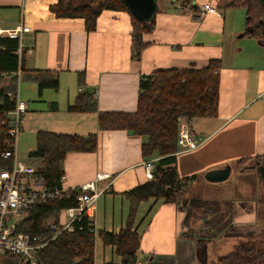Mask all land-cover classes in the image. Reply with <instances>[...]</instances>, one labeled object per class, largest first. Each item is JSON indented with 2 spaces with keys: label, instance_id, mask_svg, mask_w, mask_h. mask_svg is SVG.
Segmentation results:
<instances>
[{
  "label": "crops",
  "instance_id": "obj_1",
  "mask_svg": "<svg viewBox=\"0 0 264 264\" xmlns=\"http://www.w3.org/2000/svg\"><path fill=\"white\" fill-rule=\"evenodd\" d=\"M223 1H175L160 6L154 28L142 35L144 46L135 59L127 12L104 10L97 18L95 30L87 32L83 19L57 18L50 12L49 7L57 0H0L2 28L19 24L29 28L22 35L25 69L51 71L58 80L56 90L46 89L40 96L34 82L22 81L18 85V98L27 109L17 147L25 150L26 163L35 165L41 161L28 156L39 132L97 136L95 152L66 155L61 183L65 194L86 183H93L98 193L91 217L94 264L121 263V257L111 246L103 245L98 233L116 234L125 227L128 202L123 194L147 182L142 164L149 159L158 160L159 155L142 156L141 146L146 142L143 136L126 130H99L94 112L67 111L78 94H92L99 112L133 113L141 77L157 70L201 68L217 59L221 62L217 114L187 122L203 141L196 150L175 155L177 174L179 178L196 176L187 187L195 189L197 184L201 191H207L214 184L204 180L206 172L226 166L231 169L242 159L264 156V38L244 36L245 18H226L224 11L228 6ZM205 3L215 7L217 13L202 12L200 6ZM29 49L31 54L27 53ZM79 74L83 76L81 86ZM98 175L104 178L97 179ZM255 209L256 203L251 201L235 202L231 211L235 229L228 231L232 232L231 237L253 234ZM184 217L185 211L179 205L164 203L162 199L140 203L132 228L139 238L136 261L216 262L220 256L210 252L215 240L199 242L186 238ZM64 220L62 211L59 224ZM196 222L190 220V227L197 228Z\"/></svg>",
  "mask_w": 264,
  "mask_h": 264
},
{
  "label": "trees",
  "instance_id": "obj_2",
  "mask_svg": "<svg viewBox=\"0 0 264 264\" xmlns=\"http://www.w3.org/2000/svg\"><path fill=\"white\" fill-rule=\"evenodd\" d=\"M228 7H238L245 11L244 36L264 38V0H229ZM49 10L57 18H81L87 32L95 30L97 18L104 10L128 12L122 0H57ZM131 41L138 59L144 46L142 35L154 28V18L150 22L137 21L130 13ZM16 40L0 39V170L10 169L12 160H4L1 155L9 140L8 131L11 118L8 113L15 105L14 95L22 81L37 85L38 95L46 89L56 90L58 80L51 71H28L24 67L25 52L16 55ZM221 62L209 60L201 68L157 70L140 78L136 110L133 113L99 112L92 94L81 93L67 107L69 112H94L97 114L99 130H126L135 136H143L146 142L141 146V154L148 158L153 153L159 155L155 162L154 179L138 185L123 196L128 202L126 225L118 233L99 232L103 245L111 246L121 257L120 264H135L139 238L132 230L140 203L149 199H162L164 203L179 205L185 211L183 226L187 228L185 237L199 242L218 239L232 229L231 210L223 211L217 201L186 198L188 183L196 176L179 178L175 166L174 152L177 149L178 123L184 119L214 117L217 114L219 70ZM20 72V77L17 73ZM79 86L83 84L82 74L78 75ZM97 136L63 135L39 132L35 137V148L28 156L44 161L42 169L36 168L48 187L60 188L63 163L68 153L95 152ZM238 162L240 164L243 160ZM76 206L74 193L62 198L36 202L19 224L18 232L29 236L50 239L54 231L45 228L51 218L59 223L63 210ZM199 221L200 227H190L189 221ZM73 231L62 232L49 242L40 252L44 264H94L95 233L91 220L82 216L73 223ZM3 264H19L13 257L3 256ZM213 264H264V246L256 248L244 242L226 255L220 256Z\"/></svg>",
  "mask_w": 264,
  "mask_h": 264
},
{
  "label": "built area",
  "instance_id": "obj_3",
  "mask_svg": "<svg viewBox=\"0 0 264 264\" xmlns=\"http://www.w3.org/2000/svg\"><path fill=\"white\" fill-rule=\"evenodd\" d=\"M200 9L205 13H217L216 8L208 3L202 4ZM27 32L29 28L22 24L11 29H4L0 25V39L7 38L18 42L16 50L18 58L23 51L22 35ZM27 53L31 54L32 50H27ZM17 76L20 77V72ZM13 97L15 99L14 109L8 113L11 118V127L8 131L9 140L6 141V149L1 155L4 160L11 159L12 165L10 169L0 170V254L15 258L19 264H44L39 258V252L62 232H72V223L76 219L85 216L91 220L98 193L93 183L82 184L71 192L75 195L76 206L63 210L65 215L63 223L59 224L51 220L45 224L47 230L55 233L50 239L18 232L19 224L36 202L60 199L65 193L61 189L64 175L60 179V188L48 187L45 180L36 174L35 167L19 160L16 152L17 136L21 131L23 116L27 108L26 104L19 100L18 93ZM202 141V138L195 136L184 119L179 120L177 149L174 156L196 150ZM156 161L149 159L142 164L147 181L154 179ZM97 177V179L104 178L102 175ZM135 264H147V261H136Z\"/></svg>",
  "mask_w": 264,
  "mask_h": 264
},
{
  "label": "rangeland",
  "instance_id": "obj_4",
  "mask_svg": "<svg viewBox=\"0 0 264 264\" xmlns=\"http://www.w3.org/2000/svg\"><path fill=\"white\" fill-rule=\"evenodd\" d=\"M175 1L178 3H185V1L188 0H158V5L162 7L163 5ZM228 1L229 0H224L223 4H227ZM225 9L226 8H224V10ZM224 13L226 18L246 19L245 11L242 8L228 7ZM16 152L19 160L27 162L28 157L25 155V150H22L20 146L17 147V144ZM44 163L45 162L41 160L35 165H29L37 169H42ZM186 197L200 200L204 199V197H209L210 201L219 202L220 208L223 211H232L235 202L238 200L256 203L253 234L243 236L242 238H235L233 234V237H231L230 234L232 232H227L214 241V246L211 247L210 250L211 253L214 251L217 256L226 255L233 251L237 245L244 242H250L256 248H262L264 246V156L249 158V160H243L240 164L237 163V165H233L228 179L221 183L214 184V186L207 191L203 189L201 191V185L198 186L197 184H195V189L193 187L191 189L187 187ZM195 224L196 227L201 226L199 221ZM234 229L228 231H233ZM99 248V245H97V251H99ZM4 261L3 255L0 254V264H3Z\"/></svg>",
  "mask_w": 264,
  "mask_h": 264
},
{
  "label": "water",
  "instance_id": "obj_5",
  "mask_svg": "<svg viewBox=\"0 0 264 264\" xmlns=\"http://www.w3.org/2000/svg\"><path fill=\"white\" fill-rule=\"evenodd\" d=\"M128 12L140 22H150L159 10L158 0H122ZM242 35H240L241 37ZM230 167L211 170L204 174V180L211 184L221 183L230 176Z\"/></svg>",
  "mask_w": 264,
  "mask_h": 264
}]
</instances>
